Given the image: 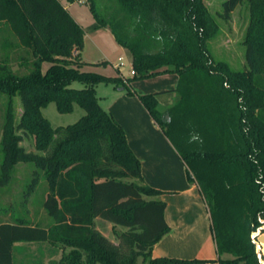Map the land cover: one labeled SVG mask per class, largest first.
<instances>
[{
    "label": "trees",
    "instance_id": "obj_1",
    "mask_svg": "<svg viewBox=\"0 0 264 264\" xmlns=\"http://www.w3.org/2000/svg\"><path fill=\"white\" fill-rule=\"evenodd\" d=\"M246 1L250 69L238 72L210 51L220 27L203 0H86L93 28L109 29L131 53L134 79H123L85 70L102 64L83 61L84 29L59 0H0V95L9 98L0 191L18 164H34L30 188L45 176L43 208L53 220L48 228L0 224V264H15V246L32 243L70 248L57 264H261L252 235L264 227V0ZM244 2L226 0L220 18L230 22ZM168 74L179 78L178 99L165 111L159 93L133 90L134 81ZM100 84L137 97L170 141L210 213L216 261L152 257L171 231L164 193L146 185L124 128L98 100ZM15 97L24 109L17 126ZM51 103L85 115L55 129L43 115ZM15 130L34 137L37 153ZM97 219L113 225L117 244Z\"/></svg>",
    "mask_w": 264,
    "mask_h": 264
},
{
    "label": "rangeland",
    "instance_id": "obj_2",
    "mask_svg": "<svg viewBox=\"0 0 264 264\" xmlns=\"http://www.w3.org/2000/svg\"><path fill=\"white\" fill-rule=\"evenodd\" d=\"M59 1L68 8L67 10H69L70 14L84 29L85 47L81 55L83 61L97 65L102 64L100 66V73L105 76L113 77L121 75L123 79H134L130 51L117 44L114 35L109 29L93 28L95 20L86 0H77L73 4H70L67 0ZM203 1L220 27L218 34L209 42L212 55L217 61L227 62L234 71H248L250 68L246 60V46L244 44L251 22V9L248 2L245 0L232 14V20L226 22L219 16L223 12V3L226 0ZM1 55L2 52H0ZM49 66V64H44V70H47ZM117 67H119V71L116 70ZM159 79H163V75L134 81L132 83L133 90L137 94H143L140 93L139 89L151 92L160 85L161 80ZM82 87L80 83L73 84V88L80 89ZM118 90L111 85H98L96 94L100 104L107 107L108 103L121 95V92H118ZM8 100L7 95H0V165L3 159L1 139L3 137L2 132ZM160 108L162 111H165L166 107L160 106ZM23 113L24 109L20 98H13L14 126H17L21 122ZM43 115L51 122L53 128L56 129L77 123L85 115V111L78 105H75L73 113L64 115L58 112L55 103H51L43 110ZM15 131L17 135H21L24 139L21 147H24L27 152L37 153L34 137L19 130ZM35 170L36 168L32 163H20L15 167L12 172L10 185L0 191V222L26 220L32 225L44 228H48L53 224L52 218L43 208L48 190L45 176L41 175L35 188H30L35 178ZM99 222L106 225H100L101 231L110 239L116 240L112 229L109 228V225L112 224L101 219H98ZM120 229L123 230L122 228ZM105 234L103 235L107 237ZM112 242L118 243L117 240ZM70 250V248L63 249L61 246L54 247L48 243L17 244L14 248V261L15 264H57ZM229 258L231 257L225 256V259Z\"/></svg>",
    "mask_w": 264,
    "mask_h": 264
},
{
    "label": "crops",
    "instance_id": "obj_3",
    "mask_svg": "<svg viewBox=\"0 0 264 264\" xmlns=\"http://www.w3.org/2000/svg\"><path fill=\"white\" fill-rule=\"evenodd\" d=\"M100 68L97 66L86 69L100 73ZM116 70L119 71V67ZM159 80L161 81L157 89L151 92L139 89L140 93H143L139 95L159 93L160 106L166 107L164 110H167L178 99L174 90L179 78L175 74H168ZM118 92H121V95L108 103L107 107L101 106L124 128L129 146L141 162L146 185L162 191L164 194L160 198L167 204L166 221L171 231L155 245L152 257L216 261L218 255L212 234L211 217L199 187L188 181L186 168L177 152L139 99L128 96L120 89ZM3 223L14 222H0ZM102 224L104 223H98V219L96 220L97 229L105 234L100 229ZM109 228L113 231V225H109ZM109 240L116 241L110 238Z\"/></svg>",
    "mask_w": 264,
    "mask_h": 264
},
{
    "label": "water",
    "instance_id": "obj_4",
    "mask_svg": "<svg viewBox=\"0 0 264 264\" xmlns=\"http://www.w3.org/2000/svg\"><path fill=\"white\" fill-rule=\"evenodd\" d=\"M120 91H123V88H120ZM260 230L262 234L257 238V247L260 262H262V260L264 259V228Z\"/></svg>",
    "mask_w": 264,
    "mask_h": 264
},
{
    "label": "built area",
    "instance_id": "obj_5",
    "mask_svg": "<svg viewBox=\"0 0 264 264\" xmlns=\"http://www.w3.org/2000/svg\"><path fill=\"white\" fill-rule=\"evenodd\" d=\"M132 74L134 75L135 73L132 72ZM264 228V227H263ZM261 230H258L257 232H255L253 235H252V239L256 245V249H257V253H258V247H257V238L261 235ZM205 264H217V263H214V262H207ZM261 264H264V259L262 260Z\"/></svg>",
    "mask_w": 264,
    "mask_h": 264
}]
</instances>
